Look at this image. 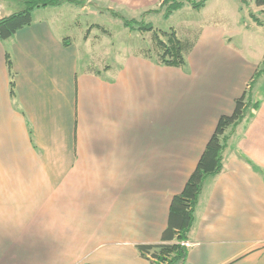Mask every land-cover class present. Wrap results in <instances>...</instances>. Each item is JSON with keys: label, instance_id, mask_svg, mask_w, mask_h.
Segmentation results:
<instances>
[{"label": "crops", "instance_id": "obj_1", "mask_svg": "<svg viewBox=\"0 0 264 264\" xmlns=\"http://www.w3.org/2000/svg\"><path fill=\"white\" fill-rule=\"evenodd\" d=\"M21 6L0 0V17ZM89 7H39L0 39V264H151L137 246L162 241L171 197L249 84L257 106L205 179L175 264H264V42L206 23L184 67L133 52L93 72L80 50L94 24L76 20Z\"/></svg>", "mask_w": 264, "mask_h": 264}, {"label": "trees", "instance_id": "obj_2", "mask_svg": "<svg viewBox=\"0 0 264 264\" xmlns=\"http://www.w3.org/2000/svg\"><path fill=\"white\" fill-rule=\"evenodd\" d=\"M22 4L17 11L0 17V39L5 40L12 36L18 29L32 22L33 10L43 6H57L63 3H71L75 6H92L99 9L96 0H18ZM241 2H253L256 6H264V0H240ZM207 0H161L159 7L148 9L149 12H163L168 18L174 11L188 3L191 8L199 10L203 8ZM103 10V8H100ZM111 16L121 19L122 24L129 30L150 33V43L137 48L134 52L153 62L166 66L184 67L186 57L192 50L196 37H180L174 28L157 29L151 22L144 20V13L138 19L128 18L122 13L112 9H105ZM257 24L263 23L255 19ZM91 28V27H90ZM103 34L108 31L97 26ZM66 43V42H65ZM6 63L10 71V94L14 95V74L11 69V59L8 51L5 53ZM88 70L99 72L94 64L87 66ZM105 68V67H104ZM259 71L255 72L254 76ZM249 87L245 88L241 95L234 99L233 109L229 114H221L214 129L205 143V146L196 162V165L182 189L171 197L167 225L162 232V241L155 244H140L137 246L139 255L148 259L151 264H175L185 257L186 247L179 241L187 240L189 229L194 220V209L199 193L205 179L218 174L223 167V153L229 138L247 116L249 108H256L257 102L252 100Z\"/></svg>", "mask_w": 264, "mask_h": 264}, {"label": "rangeland", "instance_id": "obj_3", "mask_svg": "<svg viewBox=\"0 0 264 264\" xmlns=\"http://www.w3.org/2000/svg\"><path fill=\"white\" fill-rule=\"evenodd\" d=\"M96 1H98L100 8L102 7L103 10L90 6L87 8V11L76 15L77 23L79 22L82 25L81 31L83 33L85 32L83 30L85 22L91 27L94 24L89 37L94 41L93 45L89 41L83 42L80 50L82 62L95 63L94 65L102 68L104 63L99 60L101 57H104L106 62L111 63L114 60H118L119 56H123L126 53H133L137 48L150 43V33L129 30L122 24L121 19L111 16L105 9H112L128 18L134 17L138 19L140 14L142 15L148 9L158 8L160 2L149 8L138 9L131 8L130 6L117 5L109 1ZM255 19L264 24V10L257 8L253 2L247 4L240 0H207L205 6L199 10L193 9L188 3H185L183 7L174 11L168 18L163 16L162 11H147L144 13V20L151 22L154 28L164 30L174 28L180 37L189 36L192 38L198 36L202 26L206 23L226 26L231 34L230 36H233L232 40L238 46H247L250 44L260 46L264 42V28L260 24H257V33L255 28L249 26L254 25L253 21ZM98 25L105 28L108 31V35L100 32L96 28ZM78 30L76 24L73 31L74 34L76 33L75 36H78L77 38L80 44L83 33H77ZM95 36L98 39L94 40L92 38ZM260 81L259 79L258 83L260 84L254 85V93L257 91V87H262ZM255 96H259L258 92Z\"/></svg>", "mask_w": 264, "mask_h": 264}, {"label": "built area", "instance_id": "obj_4", "mask_svg": "<svg viewBox=\"0 0 264 264\" xmlns=\"http://www.w3.org/2000/svg\"><path fill=\"white\" fill-rule=\"evenodd\" d=\"M179 244L180 245H183L184 247H187L189 245V241L187 240H182V241H179Z\"/></svg>", "mask_w": 264, "mask_h": 264}]
</instances>
